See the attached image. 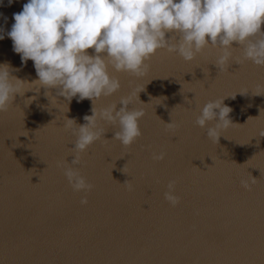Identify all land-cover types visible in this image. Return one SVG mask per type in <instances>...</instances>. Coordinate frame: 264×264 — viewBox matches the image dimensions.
<instances>
[{"label": "water", "instance_id": "95a60500", "mask_svg": "<svg viewBox=\"0 0 264 264\" xmlns=\"http://www.w3.org/2000/svg\"><path fill=\"white\" fill-rule=\"evenodd\" d=\"M25 2H0V62L31 81L32 60L22 63L6 35ZM216 54L209 48L184 61L160 49L142 78L113 72L121 87L96 106L140 90L129 107L144 108L142 135L125 147L111 139L115 126L102 124L104 137L74 165L93 185L86 193L64 175L75 136L63 123L64 116L85 123L90 99L73 97L59 110L43 87L15 94L0 112V264H264V93H254L264 91L257 87L264 67L232 62L220 72ZM29 96L35 99L25 103ZM222 96L236 124L214 142L195 117ZM171 120L173 129L165 124ZM154 151L165 158L153 160ZM252 176L245 189L241 179ZM170 180L176 205L164 198Z\"/></svg>", "mask_w": 264, "mask_h": 264}, {"label": "clouds", "instance_id": "9594fccd", "mask_svg": "<svg viewBox=\"0 0 264 264\" xmlns=\"http://www.w3.org/2000/svg\"><path fill=\"white\" fill-rule=\"evenodd\" d=\"M12 17L6 35L22 63L32 60L36 78L21 79L12 74L10 64L0 62V112L12 105L15 94L33 88L38 92L41 87L51 106L59 110L62 103L68 110L73 97L77 101L88 98L92 103L91 114L83 116L85 123L64 116L63 127L75 136L68 152L73 159H65L63 167L74 191L86 193L93 187L74 165L80 163L81 153L89 145L104 137L107 129L102 124L114 125L111 139L125 147L142 135L139 119L144 108L129 107L140 90L132 89L116 102L96 106L101 97L120 89V79L113 72L142 78L149 70L148 61L160 49L184 61H193L205 49H216L211 62L220 72L228 71L232 62L241 65L250 61L264 67V0H26ZM4 35L0 27V39ZM60 96L66 102H58ZM225 96L207 100L195 117V124L206 129L205 135L214 142L222 129L236 124L228 115L231 108L223 104ZM33 99L29 96L25 103ZM185 100L192 99L185 96ZM165 124L170 129L176 127L172 120ZM259 136H264V129L259 130ZM164 158L163 151L152 153L153 160ZM240 183L250 189L255 179L242 178ZM174 184L175 180H170L164 193L172 205L180 200ZM127 187L131 189L130 182ZM80 202L86 204L87 196Z\"/></svg>", "mask_w": 264, "mask_h": 264}]
</instances>
